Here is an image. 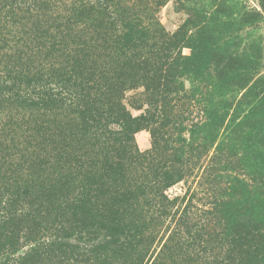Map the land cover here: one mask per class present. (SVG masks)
Segmentation results:
<instances>
[{"label":"trees","instance_id":"16d2710c","mask_svg":"<svg viewBox=\"0 0 264 264\" xmlns=\"http://www.w3.org/2000/svg\"><path fill=\"white\" fill-rule=\"evenodd\" d=\"M77 2L0 0V103L14 100L26 107L0 124V166H7L6 185L0 186L2 228L10 223L15 232L16 220L30 217L46 227L44 234L37 230L34 251L87 254L101 264H198L191 245L178 248L175 236L159 252L153 249L152 226L158 223L150 213L160 192L156 184H134L131 178L135 163L147 160L134 139L147 118L134 116L122 100L146 77V60L132 53L106 60L88 51L86 15L76 18L77 11L111 20L106 28L117 32V2ZM120 38L125 48L135 43L125 32ZM245 97L253 99L240 109L243 117L233 120L230 138L231 150L243 152L248 173L235 179L230 197L218 198L214 210L223 239L238 252L236 264H264V122H253L264 117V88L254 85ZM66 107L74 119H51L57 116L53 108ZM208 116V125L217 127L226 115ZM216 151L223 153L221 142ZM181 178L169 169L158 186L164 192ZM148 223L152 231L145 233Z\"/></svg>","mask_w":264,"mask_h":264},{"label":"rangeland","instance_id":"374dc122","mask_svg":"<svg viewBox=\"0 0 264 264\" xmlns=\"http://www.w3.org/2000/svg\"><path fill=\"white\" fill-rule=\"evenodd\" d=\"M116 2L117 32L106 28L111 20H94L89 11L79 9L75 17L86 15L92 39L88 51L106 60L130 53L146 60V77L126 91L122 103L134 116L147 118L134 135L147 160L135 163L131 178L134 184H156L160 192V202L150 213L158 223L152 226L157 233L153 249L159 252L175 236L178 248L191 245L190 257L198 264H236L238 252L223 239L214 203L222 195L229 198L235 179H246L248 173L241 149L231 150L235 140L230 126L253 99L245 97L247 90L254 85L264 88V0ZM123 32L135 40L127 48L119 43ZM112 46L123 49L113 51ZM20 103H0V124L9 122L4 116L26 111ZM208 111L225 113L224 121L217 127L208 125ZM51 114L61 123L74 119L70 108H53ZM259 120L264 122V117L253 122ZM220 142L221 154L216 151ZM6 167L0 166V186L6 185ZM169 169L178 170L182 178L163 192L158 181ZM2 215L0 205V219ZM22 219L16 220L15 232L10 223L3 229L0 221V264H101L87 254L69 258L56 251H34L37 230L44 234L46 227L35 225L30 217ZM151 224L143 232H151Z\"/></svg>","mask_w":264,"mask_h":264}]
</instances>
